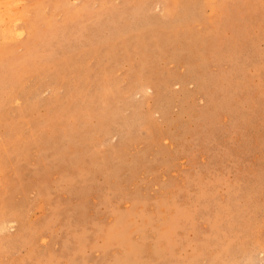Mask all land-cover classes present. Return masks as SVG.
Wrapping results in <instances>:
<instances>
[{
    "label": "rangeland",
    "instance_id": "rangeland-1",
    "mask_svg": "<svg viewBox=\"0 0 264 264\" xmlns=\"http://www.w3.org/2000/svg\"><path fill=\"white\" fill-rule=\"evenodd\" d=\"M0 156V264H264V0H0Z\"/></svg>",
    "mask_w": 264,
    "mask_h": 264
},
{
    "label": "bare ground",
    "instance_id": "bare-ground-1",
    "mask_svg": "<svg viewBox=\"0 0 264 264\" xmlns=\"http://www.w3.org/2000/svg\"><path fill=\"white\" fill-rule=\"evenodd\" d=\"M1 157V156H0ZM4 224V223H3ZM6 224V223H5ZM3 227V226H2ZM6 227V226H5Z\"/></svg>",
    "mask_w": 264,
    "mask_h": 264
}]
</instances>
